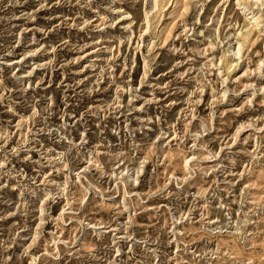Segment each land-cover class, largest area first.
Returning <instances> with one entry per match:
<instances>
[{"label": "rangeland", "instance_id": "obj_1", "mask_svg": "<svg viewBox=\"0 0 264 264\" xmlns=\"http://www.w3.org/2000/svg\"><path fill=\"white\" fill-rule=\"evenodd\" d=\"M0 264H264V0H0Z\"/></svg>", "mask_w": 264, "mask_h": 264}, {"label": "bare ground", "instance_id": "obj_2", "mask_svg": "<svg viewBox=\"0 0 264 264\" xmlns=\"http://www.w3.org/2000/svg\"><path fill=\"white\" fill-rule=\"evenodd\" d=\"M219 1H220V0H219ZM159 2H160V1H158V3H159ZM246 2H247V1H246ZM158 3H156V5H157ZM160 4H161V3H160ZM238 4H239V3H238ZM256 4H257V3H256ZM251 5H253V4H251ZM254 5H255V4H254ZM159 6H160V5H159ZM159 6H158V7H159ZM158 7H157V8H158ZM247 7H248V6H247ZM242 8H243V7H242ZM242 11H243V10H242ZM242 13H243V12H242ZM248 33H249V32H248ZM246 34H247V33H246ZM242 35H243V34H242ZM243 36H244V35H243ZM247 37H248V35H247ZM243 38H244V37H243ZM245 38H246V37H245ZM262 39H263V38H262ZM262 39H261V40H262ZM239 41H240V40H239ZM247 41H248V40H247ZM262 42H263V41H262ZM262 42H261V43H262ZM243 43H244V39H243ZM246 43H247V42H246ZM239 44H241V43H239ZM262 46H263V45H262ZM262 46H261V47H262ZM236 52L238 53V51H236ZM252 153H253V152H252Z\"/></svg>", "mask_w": 264, "mask_h": 264}]
</instances>
